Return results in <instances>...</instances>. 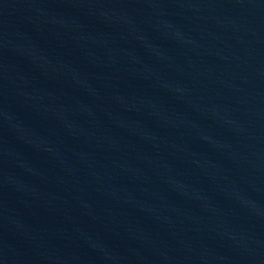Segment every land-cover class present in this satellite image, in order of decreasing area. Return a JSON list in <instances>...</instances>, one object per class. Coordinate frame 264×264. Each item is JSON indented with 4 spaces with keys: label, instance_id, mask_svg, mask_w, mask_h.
I'll use <instances>...</instances> for the list:
<instances>
[{
    "label": "water",
    "instance_id": "1",
    "mask_svg": "<svg viewBox=\"0 0 264 264\" xmlns=\"http://www.w3.org/2000/svg\"><path fill=\"white\" fill-rule=\"evenodd\" d=\"M0 264H264V0H0Z\"/></svg>",
    "mask_w": 264,
    "mask_h": 264
}]
</instances>
